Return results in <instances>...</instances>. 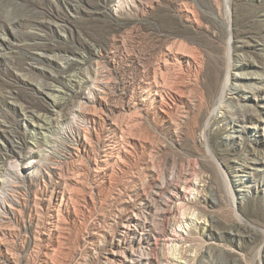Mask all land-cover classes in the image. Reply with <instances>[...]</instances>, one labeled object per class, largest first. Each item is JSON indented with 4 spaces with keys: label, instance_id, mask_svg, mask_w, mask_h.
<instances>
[{
    "label": "rangeland",
    "instance_id": "rangeland-1",
    "mask_svg": "<svg viewBox=\"0 0 264 264\" xmlns=\"http://www.w3.org/2000/svg\"><path fill=\"white\" fill-rule=\"evenodd\" d=\"M130 248L264 264V0H0V264Z\"/></svg>",
    "mask_w": 264,
    "mask_h": 264
},
{
    "label": "bare ground",
    "instance_id": "bare-ground-1",
    "mask_svg": "<svg viewBox=\"0 0 264 264\" xmlns=\"http://www.w3.org/2000/svg\"><path fill=\"white\" fill-rule=\"evenodd\" d=\"M73 60L74 58H70V57H67L65 58V61L64 64H62L61 68H62V72L65 74V76H63V78H58L56 81L54 82H57V83H61L62 86H63V90H61L63 92V94H66V92L69 90V88L71 87V84H74V82L76 83V77L74 75H77L74 73V75L72 73H70V70H69V67L70 65L73 63ZM155 79V78H154ZM154 81V80H153ZM153 81H150V79L148 80L147 82V85H149V88L150 87H156V83L153 82ZM157 81V80H156ZM40 89H44V90H49V89H52L53 88V84H49V83H45V84H41L39 85ZM227 88V81L224 83L223 85V91H225V89ZM166 111V110H165ZM115 144V143H114ZM119 146V145H118ZM126 146V145H125ZM125 146H122L123 148ZM115 147V146H114ZM117 147V146H116ZM116 149V148H115ZM118 149V148H117ZM121 149V148H120ZM124 150H126L124 148ZM116 151V150H114ZM127 152V150H126ZM119 153V152H118ZM125 154V153H124ZM123 154V155H124ZM110 155V154H109ZM111 155H113L111 153ZM115 155H116V152H115ZM107 156V155H106ZM105 156V157H106ZM122 157V156H121ZM120 158V157H119ZM105 159V158H104ZM112 159V158H111ZM116 159V158H115ZM114 159V160H115ZM117 160V159H116ZM103 161V160H102ZM99 164V163H98ZM102 167H100L101 169ZM103 176V175H102ZM171 181V180H169ZM167 183H169L168 181H166ZM160 184L163 185V182H161ZM166 184V183H164ZM171 184V182H170ZM169 184V185H170ZM165 186V185H164ZM177 186V185H176ZM176 186H172L171 187V191L169 189V197L167 196V200L171 201L174 205L176 203V205H179L180 202L179 200L186 197L185 195L187 194V192L189 191L187 188V186H183V188H179L176 187ZM168 188V187H167ZM187 189V190H186ZM65 200L67 199V196L64 192H61V200ZM181 201V200H180ZM171 203V204H172ZM178 203V204H177ZM168 204V203H167ZM166 204V205H167ZM172 204V205H173ZM168 207V205H167ZM178 207V206H176ZM168 209H170L168 207ZM173 209V208H172ZM132 220H130L129 222L131 223ZM127 224V223H126ZM127 227V226H126ZM182 237V233H177V231L175 230H169V232H166V234L163 235V240H167V241H174V240H180ZM158 237L156 236H152L151 238H148V241L150 244H152L155 248L157 247L158 245ZM131 249V248H130ZM140 249V248H138ZM144 248L140 249V251L138 252L137 251V248H136V251L137 253H135L132 249L127 252V253H124V256H123V259L121 260L119 257V253L117 251H112L110 252L111 254L107 257L109 260H111L112 262L118 260L120 262V264H166L167 262H171L172 260H175L173 257H171L170 255L167 256H161L160 259H157V258H153L152 255H149L148 253H144L143 251ZM180 253V251L178 252ZM184 262V261H183ZM107 263V262H106Z\"/></svg>",
    "mask_w": 264,
    "mask_h": 264
}]
</instances>
